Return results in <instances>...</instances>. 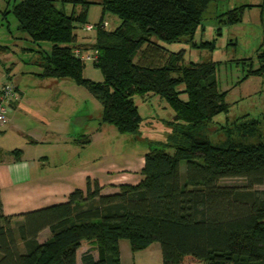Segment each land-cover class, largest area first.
<instances>
[{"label":"trees","instance_id":"16d2710c","mask_svg":"<svg viewBox=\"0 0 264 264\" xmlns=\"http://www.w3.org/2000/svg\"><path fill=\"white\" fill-rule=\"evenodd\" d=\"M212 1L101 0L92 45L97 60L91 62L100 70L101 82L83 77L85 61L73 52L91 49L77 34L84 29L91 1L13 4L17 29L34 44L50 46L35 51V76L84 86L101 104L100 122L121 133L139 131L142 117L135 97L164 100L173 119L165 141L151 144L144 153L137 184L102 193L97 181L88 178L85 188H75L65 202L26 211L19 218L5 216L0 202V264H78L83 239L91 246L81 253L80 264H121V239L132 251L157 241L161 264H264V188H256L264 184V135L258 134L256 142L245 141L256 133L258 120L221 126L225 139L212 142L213 117L228 108L215 63H185L183 49L167 47L187 37L191 47L214 49V41L194 42ZM65 3L81 8L66 13ZM254 6L264 12V3L241 4L222 12L219 21L239 23L245 9ZM1 12L5 16L8 10ZM106 13L120 20L112 30L104 25ZM9 51L0 44V53ZM256 60L257 67L251 63L242 80L264 75V48L258 49ZM11 153L18 158L20 150ZM230 178H241L244 184L222 183ZM43 229L50 236L40 242Z\"/></svg>","mask_w":264,"mask_h":264},{"label":"rangeland","instance_id":"374dc122","mask_svg":"<svg viewBox=\"0 0 264 264\" xmlns=\"http://www.w3.org/2000/svg\"><path fill=\"white\" fill-rule=\"evenodd\" d=\"M19 1L0 0V44L8 45L11 49L6 56H0V84L8 81L6 69L11 67V81L8 82L17 85L24 101L34 102L41 95L58 96V101L54 102V105L58 106L55 119L59 124L57 127L59 133L73 128L74 115L72 114L74 111L89 112L92 118L90 121L92 130L88 131L91 132V140L85 149H80L82 154L80 165L89 168L98 176L105 175L104 171L114 168L117 170L114 172L115 175L121 173L116 180V187L127 184L125 178H122L124 177L121 172L122 168L136 164L137 159L151 144L154 146V144L165 141L171 131L169 122L173 119V111L164 100L157 96L146 99L135 97L142 117L139 131L136 134L121 133L114 125L100 122L101 104L84 86H79L70 79L37 78L33 74L39 71L33 63L36 58L34 53L36 50L49 49L50 46L47 43L34 44L24 32L17 29V20L10 9L14 3ZM90 1L84 24H96L100 20L101 0ZM259 3H262V0H215L209 3L202 15V25L201 28H197L194 42L198 44L202 41H214L215 45L212 50L191 47L192 42L187 40V37H182L167 45L170 51L178 52L183 49L185 63H215V78L219 89L227 91L225 102L228 108L225 112L214 116L209 126L211 132L209 138L214 143L225 139L221 126H232L235 123L249 121L251 118L258 120L256 133L252 137H247L245 141L256 142L259 140L258 134L264 135V75L250 74L242 80L251 63L257 67L258 49L264 48V12L260 13V8L254 6L245 9L242 21L239 23L228 25L219 21V15L228 9L241 4L256 5ZM80 8L79 4L74 6L71 3H65L63 5L66 13H71L73 10L78 12ZM5 9L8 12L3 16L1 11ZM103 20L107 22L109 30L114 29L120 23L116 16L109 13L103 16ZM77 34L92 49L95 41V28L92 31H86L81 27L77 30ZM83 77L95 82H101L103 79L100 70L90 62H85ZM182 97L185 98V95ZM58 147L48 145L40 149L47 153L54 152ZM181 165L184 166V162ZM222 183L243 185L244 180L230 178L222 180ZM256 188H264V184ZM82 241L83 247L91 245L89 240L83 239ZM122 260L123 264H161L160 245L155 241L145 249L133 251L131 248L123 247Z\"/></svg>","mask_w":264,"mask_h":264},{"label":"crops","instance_id":"0c3cea01","mask_svg":"<svg viewBox=\"0 0 264 264\" xmlns=\"http://www.w3.org/2000/svg\"><path fill=\"white\" fill-rule=\"evenodd\" d=\"M7 54L0 53V56ZM6 70L7 80L11 81V67ZM8 81L1 83L0 87L11 83ZM13 85L18 97L8 111L6 121L0 123V202L3 214L17 217L26 211L65 202L75 188H85L88 178L99 183L102 193L116 191V180L121 175V173L115 175L116 169L106 170L105 175L98 176L89 168L80 165L82 155L80 149H85L91 140V132H88L92 130L91 114L86 110L74 111L73 128L59 133L57 128L59 124L55 119L58 106L54 105L59 97L41 95L34 102L24 101L17 85ZM71 124L68 125L69 128ZM81 134L87 136L89 141L79 143L77 139ZM16 138H20L21 141ZM48 145L59 147L54 152L47 153L40 149ZM14 149L20 150L18 158L11 153ZM143 155L137 159L136 164L122 168L121 172L124 174L122 178H125V183L137 184L141 180ZM49 236L50 231L43 229L38 234V240L42 242ZM82 243L83 241L77 250L78 264L81 253L91 246L83 247ZM123 247L130 248L126 239L119 240L121 264H123Z\"/></svg>","mask_w":264,"mask_h":264},{"label":"built area","instance_id":"2783aa9c","mask_svg":"<svg viewBox=\"0 0 264 264\" xmlns=\"http://www.w3.org/2000/svg\"><path fill=\"white\" fill-rule=\"evenodd\" d=\"M107 23H104L106 25ZM95 24H85L84 30L92 31L95 28ZM74 54L85 62H94L97 60V51L95 49L80 50L78 48L73 50ZM16 88L13 84L8 83L0 89V123L6 121V116L9 110L12 108L13 102L17 99Z\"/></svg>","mask_w":264,"mask_h":264}]
</instances>
